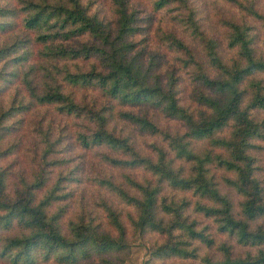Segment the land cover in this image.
<instances>
[{
  "label": "trees",
  "instance_id": "16d2710c",
  "mask_svg": "<svg viewBox=\"0 0 264 264\" xmlns=\"http://www.w3.org/2000/svg\"><path fill=\"white\" fill-rule=\"evenodd\" d=\"M17 1L0 29L33 36L0 44V90L21 86L0 99V264H123L136 234L143 264H264V0L212 25L189 0H149L147 23L131 0L113 21Z\"/></svg>",
  "mask_w": 264,
  "mask_h": 264
},
{
  "label": "rangeland",
  "instance_id": "374dc122",
  "mask_svg": "<svg viewBox=\"0 0 264 264\" xmlns=\"http://www.w3.org/2000/svg\"><path fill=\"white\" fill-rule=\"evenodd\" d=\"M12 3L15 1V5H18L17 0H0V5H3L4 3ZM86 2L90 3L91 11L97 12L101 17L104 18V20L107 21H113L114 19V13H113V3L112 0H84ZM192 5L195 7L196 10V17L200 23H203V25H212L213 21L215 20L217 16L227 17L232 11L231 7L226 3L225 0H189ZM132 7H135L137 9V13L140 16H144L146 20H144L145 23L147 21H151L149 16H152L155 22L157 19H160L162 16V12L160 11H153L150 5L149 0H131ZM213 5L220 6L219 9H216L213 7ZM7 18V17H4ZM9 18V17H8ZM3 18H0V20ZM13 19V27H5L4 30L7 31L3 33V31L0 29V44L13 39L15 36H27L32 37L33 31H29L23 28L20 20V16L17 15L16 18H10ZM16 23V25H15ZM15 25V26H14ZM82 39H86V37H83ZM29 45L31 42L28 43ZM23 68V67H22ZM20 88L19 81L17 78L12 77V81L7 83V86H5L2 90H0V99L7 97V92H13L15 89ZM43 112V108L39 110ZM31 118H38L39 116L26 114L25 121L27 122V119ZM24 129V128H22ZM20 135V132H16V130L13 131L11 135L7 137V142L9 143L12 140H15L16 137ZM26 139V138H25ZM73 154L81 155L82 152L79 151L77 148L72 151ZM18 157V155H16ZM16 157V158H17ZM259 161L264 163V150H261L258 153ZM21 161L27 162L26 158H20ZM25 163H22L19 161H16V170H19L20 168L24 167ZM264 167V165H263ZM235 201L238 199V196H234ZM153 249L152 244L149 242H146L145 240L141 239L139 235L136 234L135 238L133 239V242L130 247V251L128 255L125 258V261L123 264H143V262L148 258L149 252Z\"/></svg>",
  "mask_w": 264,
  "mask_h": 264
}]
</instances>
